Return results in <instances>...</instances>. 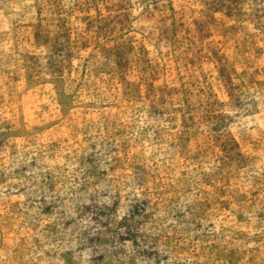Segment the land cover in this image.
<instances>
[{"label":"rangeland","instance_id":"1","mask_svg":"<svg viewBox=\"0 0 264 264\" xmlns=\"http://www.w3.org/2000/svg\"><path fill=\"white\" fill-rule=\"evenodd\" d=\"M0 264H264V0H0Z\"/></svg>","mask_w":264,"mask_h":264}]
</instances>
